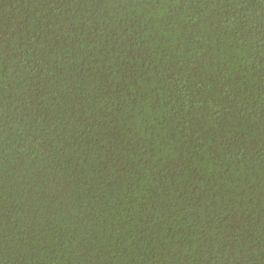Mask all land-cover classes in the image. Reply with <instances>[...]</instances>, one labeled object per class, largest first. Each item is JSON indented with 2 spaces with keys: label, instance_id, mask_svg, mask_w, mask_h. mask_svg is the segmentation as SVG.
I'll list each match as a JSON object with an SVG mask.
<instances>
[{
  "label": "trees",
  "instance_id": "1",
  "mask_svg": "<svg viewBox=\"0 0 264 264\" xmlns=\"http://www.w3.org/2000/svg\"><path fill=\"white\" fill-rule=\"evenodd\" d=\"M0 264H264V0H0Z\"/></svg>",
  "mask_w": 264,
  "mask_h": 264
}]
</instances>
